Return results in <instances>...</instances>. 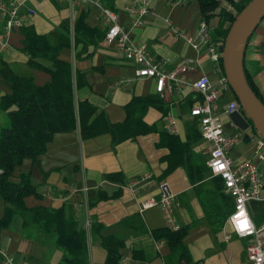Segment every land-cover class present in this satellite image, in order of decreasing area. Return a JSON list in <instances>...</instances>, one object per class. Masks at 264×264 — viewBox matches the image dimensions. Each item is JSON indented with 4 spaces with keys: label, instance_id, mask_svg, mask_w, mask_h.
Masks as SVG:
<instances>
[{
    "label": "crops",
    "instance_id": "1",
    "mask_svg": "<svg viewBox=\"0 0 264 264\" xmlns=\"http://www.w3.org/2000/svg\"><path fill=\"white\" fill-rule=\"evenodd\" d=\"M104 5L116 12L117 21L128 30L130 35L145 44V47L164 60L170 67L184 56L193 57V67L181 72L186 78H193L200 72L205 73L214 83L218 62L211 59L203 45L191 47L178 33L193 35L201 19L196 0H183L181 4L169 6L166 0H150V10L143 15V24L129 25V16L121 10L127 0H101ZM107 3V4H106ZM219 4L222 5V3ZM29 7L32 13L25 14L22 24H30L37 33L59 30L63 20L72 23L81 8L69 9L63 0H21V9ZM84 21L103 31V25L94 7L85 9ZM214 16L207 22L210 34L216 24ZM21 34L17 27L4 28V18L0 16V58L18 74L31 75L33 81L41 83L48 78V72L26 62L27 54L20 49ZM59 55L69 59L71 66L83 71L85 83L74 88L75 97L86 98L95 105L93 114L103 111L109 121H120L124 116L123 103L132 95L155 92L163 101V108L148 105L142 119L150 127L133 136L124 137L111 144L110 134L106 131L81 137L77 127L57 130L45 142L44 149L33 160L24 158L14 168V172L28 168V178L36 189L48 184L53 196L47 198L40 194L29 193L23 196L25 205L43 203L56 206L68 202L78 222L86 229L87 262L102 264L105 249L98 238L88 231L94 218L101 222L99 233H115L123 239L119 256H125L133 264H158L161 254L166 250L164 242L156 247L155 238L149 228L164 225L162 212L158 205L140 207L147 196L157 198L159 182L167 183L173 192L171 213L177 225L188 223L182 237L188 250L186 264H250L244 255V238L229 231L226 216L217 230L207 221L201 203L203 196L213 201L214 192L210 180L211 173L205 172L197 191L188 179L182 164H175L166 170L168 146L160 142V135L167 131L165 116L175 118L177 134L183 140L190 128L196 125V118L188 111L190 103L200 99V94L186 84L177 90L162 92L154 90L151 77L137 76L133 69L135 62L123 57L111 44L102 38L95 44L71 43L59 51ZM43 64L49 60L38 57ZM242 63L251 73L252 79L264 98V15L247 38ZM7 90V82L0 77V94ZM233 97L226 91L217 94L218 115L224 130H239L221 111L223 102ZM8 125L6 111L0 108V126ZM197 128V127H196ZM240 141L228 148L227 153L235 160L254 158L264 176V159L255 157L249 127L240 130ZM201 162L207 157L206 142L196 137L190 143ZM196 152V153H195ZM206 164V163H205ZM121 172L122 181L108 178L106 172ZM85 185V188H81ZM206 188L208 190H202ZM117 190L115 195L97 198L103 191L107 194ZM3 201L0 198V212ZM134 217H128L129 214ZM124 216L125 219H122ZM87 221V222H86ZM85 222L87 224H85ZM229 235L226 237L225 234ZM0 247L15 258H22L29 264H62L59 260L61 250L53 247L49 236L42 235L31 223H22L18 214L6 226L0 228ZM132 249L140 250L139 258H132Z\"/></svg>",
    "mask_w": 264,
    "mask_h": 264
},
{
    "label": "trees",
    "instance_id": "2",
    "mask_svg": "<svg viewBox=\"0 0 264 264\" xmlns=\"http://www.w3.org/2000/svg\"><path fill=\"white\" fill-rule=\"evenodd\" d=\"M196 1L201 19L207 23L214 16L217 18L216 24L211 28L210 37L221 45L229 23L248 0H223L229 7L220 5L219 0ZM85 9H80L71 24L66 20L61 21L57 31L37 33L30 24L17 26L21 34L20 49L27 54L26 62L48 72V78L43 82L37 83L31 75L13 72L6 61L0 58V77L7 82V90L0 94V108L6 111L8 117V125L0 126V198L3 201L0 228L18 214L22 223L33 224L44 236L51 234L53 243L61 250L59 260L62 264H86V229L78 222L68 202L56 206L43 203L25 205L24 195L31 193L40 196V192L30 183L28 168L17 172H14V168L24 158L33 160L44 149L45 142L54 131L77 127L81 137L106 131L113 144L150 127L142 119L148 105L164 111L163 101L158 93L136 94L123 103V119L112 122L103 111L93 114L95 105L86 98L74 96V88L85 83V77L83 71L72 67L70 60L61 57L59 51L68 47L70 42H80L82 46L95 44L103 36L102 30L85 23ZM38 57L49 60V65L41 63ZM242 67L251 89L264 103L251 73L243 63ZM233 97L235 98L234 95ZM198 136L200 135L195 126L190 128L183 140L168 131L160 135V142L168 146L166 170L177 163L182 164L188 179L195 183L193 187L196 191L200 184L198 180L205 172L209 173L204 159L199 162L191 156L197 155L196 152L193 153L190 143ZM105 176L122 181L119 171L106 172ZM210 180L214 184L208 189L214 192V199L212 201L203 196L201 203L207 221L213 230H217L231 208V198L222 191L221 179L217 174H211ZM208 189L202 188L205 191ZM116 192L114 190L107 194L101 191L97 198L115 195ZM247 209L254 222L264 219V198L249 199ZM134 216L131 213L128 217ZM100 227L101 222L94 218L89 223L88 231L98 238L105 249L102 264H133L130 260L119 259V247L123 244V239L115 233H99ZM187 227L188 223L173 228L166 224L149 228L151 235L155 239L161 238L166 246L161 254L165 264L188 263V250L182 240ZM140 256V250L132 249V258Z\"/></svg>",
    "mask_w": 264,
    "mask_h": 264
},
{
    "label": "built area",
    "instance_id": "3",
    "mask_svg": "<svg viewBox=\"0 0 264 264\" xmlns=\"http://www.w3.org/2000/svg\"><path fill=\"white\" fill-rule=\"evenodd\" d=\"M71 10L74 8L94 7L97 9L98 18L103 25L102 40L111 44L122 53L123 57L135 62L133 72L137 76L151 77L155 91L162 92L177 90L183 85H190L200 94V99L190 103L188 111L196 118V127L200 137L206 142L207 157L205 163L211 174H217L222 183V191L230 196L231 208L227 213L226 221L229 231L236 236L244 238V255L250 264H264V219L254 222L247 209L249 199L264 198V176L257 161L254 158L233 159L227 150L240 141L242 133L239 130L226 131L218 115L217 94L230 89L227 78L220 65V44L214 41L209 34L206 22L200 19L198 28L193 35L178 33L191 47L203 45L209 57L218 62L217 76L212 83L208 76L200 72L193 78L180 75L181 72L193 67V57L184 56L170 67L164 65V60L147 50L145 44L130 35L118 21L116 12L102 3L101 0H63ZM169 6L181 4L183 0H166ZM121 10L129 16L131 27L143 24V15L150 10V0H127ZM29 7L21 9V0H0V16L4 18V28L22 24L25 14L32 13ZM239 110V104L234 97L227 98L221 107V111L227 115L231 110ZM165 128L169 132L176 131L174 116H165ZM249 128V127H248ZM247 129V128H246ZM252 141V150L256 158L264 159V138L255 131L248 133ZM81 188H85L82 185ZM40 194L50 198L53 192L48 184H44ZM173 192L166 182H159V194L157 198L147 196L140 202V207L157 204L160 208L164 223L170 227H176L171 213V201ZM87 222V221H86ZM85 222V224H87ZM229 234L226 233L227 237ZM156 247L163 240L155 239ZM126 261L125 256L119 257ZM0 264H29L22 258H15L10 252L0 247ZM158 264H165L160 259Z\"/></svg>",
    "mask_w": 264,
    "mask_h": 264
},
{
    "label": "water",
    "instance_id": "4",
    "mask_svg": "<svg viewBox=\"0 0 264 264\" xmlns=\"http://www.w3.org/2000/svg\"><path fill=\"white\" fill-rule=\"evenodd\" d=\"M263 15L264 0L245 2L227 27L219 47V56L230 90L239 104V110L227 113L229 121L240 130L252 127L264 138V103L251 89L242 67L247 38Z\"/></svg>",
    "mask_w": 264,
    "mask_h": 264
},
{
    "label": "rangeland",
    "instance_id": "5",
    "mask_svg": "<svg viewBox=\"0 0 264 264\" xmlns=\"http://www.w3.org/2000/svg\"><path fill=\"white\" fill-rule=\"evenodd\" d=\"M219 1H220V3H222V6H224V7H229L228 4H227V2H225V1H223V0H219ZM226 94L229 95V96H232V92H231V90H230V89L226 90ZM246 131H247V129H246ZM47 235L49 236V240H50V242H51V245H52L53 247L58 248V247L53 243V241H52V239H51V234H47ZM58 249H59V248H58Z\"/></svg>",
    "mask_w": 264,
    "mask_h": 264
}]
</instances>
